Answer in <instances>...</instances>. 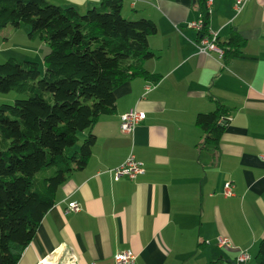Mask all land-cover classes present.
I'll use <instances>...</instances> for the list:
<instances>
[{
    "label": "crops",
    "instance_id": "1",
    "mask_svg": "<svg viewBox=\"0 0 264 264\" xmlns=\"http://www.w3.org/2000/svg\"><path fill=\"white\" fill-rule=\"evenodd\" d=\"M46 1L84 13L102 0ZM120 1L123 17L156 26L147 38L154 57L143 65L157 82L134 78L113 91L115 112L90 130L95 142L86 166L59 187L16 263L114 264L116 253L128 251L135 264H257L264 238V0H250L237 16L235 0H213L207 30L222 44L231 34L241 39L239 54L229 58L196 50L198 33L187 25L197 21L200 0ZM29 30H0V63L29 61L44 70L48 46ZM7 100L0 97V106ZM218 108L229 118L214 148L195 125L198 115ZM131 110L145 119L123 134L120 116ZM88 135L80 134V143ZM130 155L144 173L115 181L110 171ZM72 202L81 210L66 214ZM221 239L231 247H220ZM241 254L248 259L240 263Z\"/></svg>",
    "mask_w": 264,
    "mask_h": 264
},
{
    "label": "trees",
    "instance_id": "2",
    "mask_svg": "<svg viewBox=\"0 0 264 264\" xmlns=\"http://www.w3.org/2000/svg\"><path fill=\"white\" fill-rule=\"evenodd\" d=\"M199 9L207 34L204 0ZM121 12L120 0H102L84 13L46 0H0V30L27 25L29 37L49 50L43 75L34 62L0 64V94L22 97L0 106V264H17L59 187L86 166L95 142L90 130L115 112L113 91L134 78L157 82L143 65L154 57L147 38L156 26ZM217 44L223 58L236 57L241 39L231 34ZM228 118L223 108L197 116L204 144L217 147ZM85 132L79 152L67 156ZM256 253L264 264V238Z\"/></svg>",
    "mask_w": 264,
    "mask_h": 264
},
{
    "label": "built area",
    "instance_id": "3",
    "mask_svg": "<svg viewBox=\"0 0 264 264\" xmlns=\"http://www.w3.org/2000/svg\"><path fill=\"white\" fill-rule=\"evenodd\" d=\"M250 0H235V3L233 5L232 10L234 11L235 15H239L245 8L246 4ZM213 0H204L205 9L204 11L207 12V14H210V9L212 7ZM203 15L200 13L197 21L189 23L187 27L189 29H193L198 33V40L196 42V50L200 54L208 55L210 53H216L219 58L223 57V50L219 48L218 46V36H216V33H212L207 30V34H202L203 32ZM200 35V36H199ZM148 89V88H147ZM145 89L146 91H148ZM145 114L142 112H138L135 110H131L128 113L120 116V131L123 134H130L133 131V128H135L139 123H141L145 119ZM260 160L264 164V154L260 155ZM143 165L136 161L135 157L133 155H130L125 162L120 165L118 168H114L110 171V174L112 175L113 179L115 181H118L122 178H127L130 181L137 179L140 175L144 173ZM230 186L227 185L225 188L226 195H232V192L230 190ZM66 214H76L80 212V205L78 203L72 202L69 203L66 208H64ZM220 247H231L230 241L227 239H221L218 241ZM134 255L128 251L126 252H118L114 255L112 259H114V264H135V258H133ZM248 259V257L245 254H241L238 258V262H244ZM70 264H75V261L73 259L70 260Z\"/></svg>",
    "mask_w": 264,
    "mask_h": 264
},
{
    "label": "rangeland",
    "instance_id": "4",
    "mask_svg": "<svg viewBox=\"0 0 264 264\" xmlns=\"http://www.w3.org/2000/svg\"><path fill=\"white\" fill-rule=\"evenodd\" d=\"M0 64H2V63H0ZM43 68V67H42ZM42 68H40V70H41V72H40V74L41 75H43V73H44V70L42 69ZM0 97H6L8 100L6 101L7 103H4V104H6V105H13L14 104V102L16 101V100H18V99H21L22 97L21 96H18L15 92H9V93H7V94H0ZM82 143V142H81ZM80 139H79V141H78V144H75V146L74 147H72V148H70V149H67V151H66V155L67 156H72L73 154H74V149H76V148H78V152H79V148H80Z\"/></svg>",
    "mask_w": 264,
    "mask_h": 264
}]
</instances>
